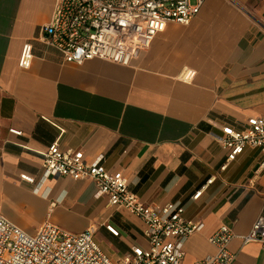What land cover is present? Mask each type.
<instances>
[{"label":"crops","instance_id":"obj_1","mask_svg":"<svg viewBox=\"0 0 264 264\" xmlns=\"http://www.w3.org/2000/svg\"><path fill=\"white\" fill-rule=\"evenodd\" d=\"M236 1L242 7L205 0L190 24L169 23L125 66L67 62L45 43L57 0H0V212L30 233L45 222L77 233L93 226L95 236L104 230L98 244L114 261L148 245L145 223L98 197L92 180L39 182L44 153L58 141L87 161L102 154L142 203L179 202L185 218L202 221L182 264L215 254L209 238L223 225L235 234L232 264H264L260 243L242 239L264 216V153L248 148L223 170L227 152L218 141L264 115V0ZM25 42L34 55L26 69ZM190 69L195 77L185 81Z\"/></svg>","mask_w":264,"mask_h":264},{"label":"built area","instance_id":"obj_2","mask_svg":"<svg viewBox=\"0 0 264 264\" xmlns=\"http://www.w3.org/2000/svg\"><path fill=\"white\" fill-rule=\"evenodd\" d=\"M228 1L242 7L236 0ZM204 2L57 0L51 20L42 28L46 33L44 42L57 49L67 62L81 64L99 58L130 66L150 49L154 38L169 23L190 24ZM33 56L32 44L25 42L19 66L29 68ZM195 73L190 69L183 79L191 81ZM11 132L22 133L16 129ZM218 141L227 152L223 170L248 148L264 153V115L249 117L241 129H226ZM51 177L92 180L98 197L106 196L110 205L126 208L145 223L148 245L132 246L123 258L114 261L96 241L93 226L77 233L45 222L30 233L0 212V264H182L186 240L204 226L202 221L185 218V208L179 202L161 206L142 203L122 172L107 170L102 154L87 161L82 150L62 149L55 141L44 153L39 182ZM21 179L36 182L27 173L21 174ZM202 191L193 197L198 198ZM105 227L119 235L114 225ZM234 236L230 227L221 226L209 238L216 253L193 264H232L235 254L229 250V243ZM242 239L245 243L258 241L264 251V216L255 220Z\"/></svg>","mask_w":264,"mask_h":264},{"label":"rangeland","instance_id":"obj_3","mask_svg":"<svg viewBox=\"0 0 264 264\" xmlns=\"http://www.w3.org/2000/svg\"><path fill=\"white\" fill-rule=\"evenodd\" d=\"M104 230H98V232L96 233L95 239L96 241L100 244L103 245L105 242L104 240L102 241L103 235H104ZM104 246V245H103Z\"/></svg>","mask_w":264,"mask_h":264}]
</instances>
